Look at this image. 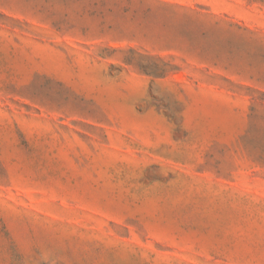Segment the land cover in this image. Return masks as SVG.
Listing matches in <instances>:
<instances>
[{
	"label": "rangeland",
	"instance_id": "374dc122",
	"mask_svg": "<svg viewBox=\"0 0 264 264\" xmlns=\"http://www.w3.org/2000/svg\"><path fill=\"white\" fill-rule=\"evenodd\" d=\"M0 264H264V0H0Z\"/></svg>",
	"mask_w": 264,
	"mask_h": 264
}]
</instances>
